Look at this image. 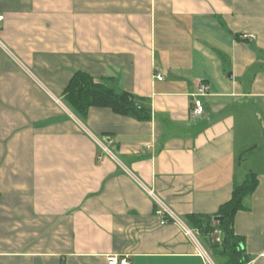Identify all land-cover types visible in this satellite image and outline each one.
Instances as JSON below:
<instances>
[{
	"label": "crops",
	"instance_id": "0c3cea01",
	"mask_svg": "<svg viewBox=\"0 0 264 264\" xmlns=\"http://www.w3.org/2000/svg\"><path fill=\"white\" fill-rule=\"evenodd\" d=\"M0 15V264H207L148 190L186 223L249 172L233 229L264 264V0H0ZM78 70L150 119H79L63 98Z\"/></svg>",
	"mask_w": 264,
	"mask_h": 264
},
{
	"label": "trees",
	"instance_id": "16d2710c",
	"mask_svg": "<svg viewBox=\"0 0 264 264\" xmlns=\"http://www.w3.org/2000/svg\"><path fill=\"white\" fill-rule=\"evenodd\" d=\"M111 83L110 78L96 79L78 70L69 78L63 98L83 121L93 107L107 108L117 115L136 120L150 119V108L144 105L142 98L129 91L115 89ZM257 184V175L249 172L233 186L231 197L218 207L215 215L189 214L184 217L217 264H248L251 260L244 248V238L233 229V219L237 211L244 208V199L256 189ZM213 216L221 219L214 220Z\"/></svg>",
	"mask_w": 264,
	"mask_h": 264
},
{
	"label": "built area",
	"instance_id": "2783aa9c",
	"mask_svg": "<svg viewBox=\"0 0 264 264\" xmlns=\"http://www.w3.org/2000/svg\"><path fill=\"white\" fill-rule=\"evenodd\" d=\"M3 20V16L0 15V25ZM158 80H161V76L158 74L155 76ZM209 93V85H207L205 82L199 80L197 82V87L196 91H194L191 96H192V105L190 109V115L193 118H199L204 114V106L201 101V97L207 95ZM91 137L95 141V143L107 154L110 156H113L109 149H108V144L112 142L110 138L106 142H103L100 140L96 135L91 134ZM149 194L153 196L157 203V213L161 215V220L160 224H163L167 222L169 219L177 222L181 225L185 235L189 237L195 246L197 247V250L199 254L205 259L207 264H215V262L211 259V257L208 255L207 251L204 249L202 244L200 243L198 237L194 233V231L186 225V223L180 221L169 209L168 207L160 200L158 199L157 196L153 193L152 190H148ZM107 262L108 264H129L128 260L126 258H120L116 254H111L107 256Z\"/></svg>",
	"mask_w": 264,
	"mask_h": 264
},
{
	"label": "rangeland",
	"instance_id": "374dc122",
	"mask_svg": "<svg viewBox=\"0 0 264 264\" xmlns=\"http://www.w3.org/2000/svg\"><path fill=\"white\" fill-rule=\"evenodd\" d=\"M191 228V227H190ZM192 229V228H191ZM193 230V229H192ZM194 231V233L196 234V236L198 237V235H197V233H196V231L195 230H193ZM199 238V237H198ZM217 241H219V237H217ZM201 243V242H200ZM205 249H206V251L209 253V256L211 257V259L215 262V264H217L216 263V260L211 256V254H210V252L207 250V248L205 247V246H203Z\"/></svg>",
	"mask_w": 264,
	"mask_h": 264
},
{
	"label": "water",
	"instance_id": "95a60500",
	"mask_svg": "<svg viewBox=\"0 0 264 264\" xmlns=\"http://www.w3.org/2000/svg\"><path fill=\"white\" fill-rule=\"evenodd\" d=\"M221 219V217L220 216H216L215 218H214V220H220ZM218 243H216V245H217Z\"/></svg>",
	"mask_w": 264,
	"mask_h": 264
}]
</instances>
